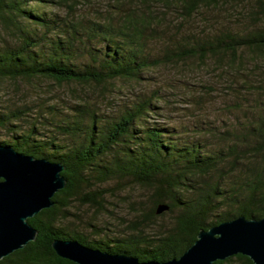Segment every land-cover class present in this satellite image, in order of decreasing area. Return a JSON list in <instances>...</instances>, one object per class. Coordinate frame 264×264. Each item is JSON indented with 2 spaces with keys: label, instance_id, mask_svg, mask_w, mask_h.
<instances>
[{
  "label": "trees",
  "instance_id": "trees-1",
  "mask_svg": "<svg viewBox=\"0 0 264 264\" xmlns=\"http://www.w3.org/2000/svg\"><path fill=\"white\" fill-rule=\"evenodd\" d=\"M192 62L212 63L230 77L226 88L235 97L226 110L236 114L221 128L179 134L157 120L165 85L151 77L159 67ZM6 79L36 90L64 84L74 93L88 85L115 93L112 84L123 81L129 90L106 112L88 94L62 111L38 105L24 125V103L0 110V135H7L0 145L59 163L65 180L53 204L27 218L34 239L0 264H75L54 253L56 238L165 261L201 228L262 215L264 0H0V82ZM108 181L142 191L128 232L86 237L65 229L60 222L71 203L100 207L102 194L91 187ZM159 203L167 208L155 213ZM215 264L252 262L234 254Z\"/></svg>",
  "mask_w": 264,
  "mask_h": 264
},
{
  "label": "rangeland",
  "instance_id": "rangeland-1",
  "mask_svg": "<svg viewBox=\"0 0 264 264\" xmlns=\"http://www.w3.org/2000/svg\"><path fill=\"white\" fill-rule=\"evenodd\" d=\"M204 65L199 66V63L192 62L188 66H163L152 74V81L165 85L162 87L163 94L159 102L163 117H158L157 120H165L175 126L181 131L179 134L191 135L195 131L194 128L209 124L221 128L224 121L228 122L236 114L235 111L226 110L235 97V91L226 88L228 85L226 79L230 80V77H226L227 75L217 67H213L212 63L206 62ZM112 85L117 90L115 93H112L111 89L91 85L77 87L74 93L64 84L46 86L41 84L36 90L25 82L6 79L0 82V110L14 108L24 103L27 108L24 109L25 112L31 115L22 116L25 119L20 123L24 125L35 118L34 109L38 105L54 103L57 110L62 111L60 107L66 102L76 100L78 95L88 94L99 103L98 108L106 112L129 90V85L123 81H116ZM239 85L232 88L238 90ZM150 86H153V83ZM55 136L58 140L63 139L58 133ZM0 138L6 139L7 135L1 134ZM123 182L119 181L117 184L108 181L98 186L93 184L91 189L96 188L102 194V197L97 199L101 206L96 208L81 204L79 200L73 201L66 209V218L62 219L61 225L68 231L79 232L86 237H90L92 232L97 230L109 237L122 236L128 232L133 222L131 206H138L137 201L142 196V191Z\"/></svg>",
  "mask_w": 264,
  "mask_h": 264
},
{
  "label": "water",
  "instance_id": "water-1",
  "mask_svg": "<svg viewBox=\"0 0 264 264\" xmlns=\"http://www.w3.org/2000/svg\"><path fill=\"white\" fill-rule=\"evenodd\" d=\"M62 169L59 163L0 145V259L34 239L36 230L27 218L53 204V194L65 184ZM166 208L159 203L155 213ZM50 247L57 256L75 264H215L234 254L247 256L252 264H264V209L259 218L235 216L199 229L178 257L165 261H139L129 255L92 249L75 240L56 238Z\"/></svg>",
  "mask_w": 264,
  "mask_h": 264
}]
</instances>
